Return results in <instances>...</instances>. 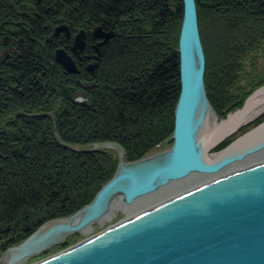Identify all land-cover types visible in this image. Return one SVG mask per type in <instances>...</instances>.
Listing matches in <instances>:
<instances>
[{
    "label": "trees",
    "instance_id": "obj_1",
    "mask_svg": "<svg viewBox=\"0 0 264 264\" xmlns=\"http://www.w3.org/2000/svg\"><path fill=\"white\" fill-rule=\"evenodd\" d=\"M100 1L108 17L122 7L124 18L123 30L111 35L98 52L84 50V57L96 54L94 73L85 70L82 60H76L77 73H67L54 60V48L45 47L42 60L40 48L32 43L21 46L16 61L2 69L10 76L0 78V119L18 108L21 112L9 122L10 142L0 144V252L43 221L69 215L90 202L113 175L118 161L110 151L82 152L64 144L115 141L126 159H136L173 133L182 2H174L169 11L166 0H156L157 19L140 24L131 15L146 0ZM195 1L199 31L208 32H200L202 44L211 43L219 63L209 81L205 72L212 101L209 92L214 74L223 73L221 63L237 76L252 52L264 48V0ZM166 24L171 30H150ZM161 33L168 49L154 45ZM85 78L90 85L84 90ZM227 79L224 86L236 84ZM250 90L235 98L234 105ZM80 91L85 99L76 101ZM7 106L18 108L4 111Z\"/></svg>",
    "mask_w": 264,
    "mask_h": 264
},
{
    "label": "water",
    "instance_id": "obj_2",
    "mask_svg": "<svg viewBox=\"0 0 264 264\" xmlns=\"http://www.w3.org/2000/svg\"><path fill=\"white\" fill-rule=\"evenodd\" d=\"M83 37V33L75 37L72 50L76 55L84 47ZM178 55L180 90L170 149L125 162L124 150L116 142L83 148H117L120 160L114 175L90 203L43 222L23 241L6 248L0 253V264H14L39 253L97 221L114 206L131 204L173 180L216 173L264 150L263 121L212 151L264 111V84L248 93L240 111L230 108L221 118L204 122L210 103L195 0H182ZM70 57L64 49L55 52L63 69L75 73L77 65ZM96 65L86 68L94 71ZM33 264H264V155Z\"/></svg>",
    "mask_w": 264,
    "mask_h": 264
},
{
    "label": "rangeland",
    "instance_id": "obj_3",
    "mask_svg": "<svg viewBox=\"0 0 264 264\" xmlns=\"http://www.w3.org/2000/svg\"><path fill=\"white\" fill-rule=\"evenodd\" d=\"M157 1L156 0H146L145 3H143V6L140 5V4L137 5L136 6L137 9L133 10V13H132L131 17H135L136 19H139L138 22H140V24L142 22L144 23L145 21H147V19H157V14L160 11V7H158ZM166 2L168 4V10L171 11V10H173L174 2H175L176 5H178L179 4L178 2H182V0H180V1L179 0L178 1L177 0H166ZM195 3H196V1H195ZM147 6H148V8H145ZM150 9H152V11ZM147 10L149 12H146ZM142 12L143 13L146 12V13L143 14ZM197 17H198V14H197ZM140 19L143 20V21H140ZM146 24L148 25V28H150L149 24L153 26L152 22H149V24L148 23H146ZM168 24H169V22H168ZM168 24H166L165 26H163L161 28L156 27V28L153 29L151 27L150 30L151 31L158 30L160 32L161 31L162 32H166L167 30H171V29H169V25ZM145 28H147V27H145ZM200 32H202L203 34L204 33H208L207 31H204V29H202V31L200 30L199 33ZM151 34H153V33H151ZM154 34H156V33H154ZM167 34H168V32H167ZM164 35H165V33L159 34V37L155 35L156 38H154V39H156V40L154 41V45H156L158 43H162L163 47H166L168 49V46H167L168 43H165V42L161 41V40H163ZM93 36H97V33L93 34ZM101 36L104 37V39L107 38L105 40V42H104V40L102 41V43L104 42L102 45H104L106 43V41L111 37L109 35L106 36V37L104 35H101ZM168 36H170V35H168ZM45 37H47V35L44 36V39L42 38L40 40V42L44 43ZM173 37H172V40L174 42V38ZM178 38H179V36H178ZM178 38H177V40H178ZM200 38H201V36H200ZM202 38H204V37H202ZM203 40H205V38ZM201 42H202V40H201ZM85 45L86 44H84V46ZM177 45H178V43H177ZM45 47H46V45L42 46L39 49V53L41 55L42 60H44V54H43L44 52L43 51H44ZM202 47H203V50L205 49V52H206V53L204 52V55H205V72H206V76H207L206 79H207V81H209L211 79V76L213 75L214 70H215V64L218 65L219 63H217V61H216L217 60L216 59L217 58V54L214 53L213 50L211 51V48H212L211 47V43L209 45V43H207V41H205L204 44H202ZM71 49H72V47H71ZM85 49H86V47H83V49H82L83 51L81 50V55L83 57H84V52H85L84 50ZM177 50H178V48H177ZM263 50H264V48H259V49L257 48L256 51H253L252 52V58H249V60L245 61V64L243 65L241 70H239L237 72V76L231 74L228 69H227L228 71L225 70L223 62L221 63L222 67H223V71H222L223 73L221 75V72L217 71L214 74V78L215 79H214V82H212L213 87H212L211 91L209 89V91H210L209 94L211 95L212 101H211L210 98H208L209 103H210V109H212L214 111V113L217 116V118H221L222 116H224L229 111L230 108L237 109L238 107H241V105L244 103V100L247 98L248 93H250L251 91H253L257 87H259L260 84L264 83V51ZM55 52H56V50L55 51L53 50L54 57H55ZM11 53H12V55L9 57V58H11L10 59L11 62L12 61H16L17 58L13 59V57H15V53H17V54L19 53L18 50L14 51V52H11ZM177 54H178V51H177ZM206 57H207V60H206ZM73 58H74V60H80L81 56L80 55H74ZM8 60L9 59H7L6 62H8ZM54 60H55V58H54ZM48 62H50V60H48ZM83 62H85V68H86L87 65L95 63V62L98 64V61L95 60V59H93L92 61L91 60H88V61L86 60V61H83ZM178 63H179V55H178ZM5 64H7V63H0V78H2V79H6V76L7 77L10 76L8 74L2 73V71H1V68H2L1 66L4 67ZM206 66H207V69H206ZM95 68H94V71H95ZM178 68H179V66H178ZM85 70L87 72H89V73H94V71H90L87 68ZM251 71L253 72L252 74L250 73ZM205 72H204V84H205V90H206V95H207L208 89H206ZM69 73H73V72H69ZM178 74H179V69H178ZM227 77H228V79L230 77L229 81H233L232 83H236V84L234 86L233 85L224 86L223 83L225 82ZM178 79H179L178 83L180 85V78H178ZM84 80H85L86 83H88V81H87L88 79L87 78H85ZM257 82L258 83L261 82V83L259 85H257ZM88 86H85L82 83V87H83L84 90L87 89ZM251 88H253V89H251ZM247 90H250V91H248V93L243 97L242 102L240 104H238V106L234 105L235 102H232V101L235 98L236 99L240 98V97L242 98V96L244 95V92L247 91ZM80 93L81 94L78 95V98H81V100H82L84 98V96H81V95H84V94H83L82 91H80ZM178 95H179V93H178ZM207 97H208V95H207ZM177 99H178V97H177ZM175 106H176V104H175ZM7 107H4L5 110L4 109L3 110L4 111H9L10 109L16 110L15 108H18L16 106L11 107V108L10 107L7 108ZM174 110H175V107H174ZM20 112H21V109L18 108V110H16L14 112V114L9 115V116H4V119L3 118L0 119V144L6 143L8 141L10 142V137H9L8 134H9L11 128H10L9 122L12 121V117H15L16 115H19ZM261 121H264V111L261 112L260 114H258L255 118H253L248 123L244 124L241 128H239L236 132H234L229 137L224 139L222 142L217 144L212 150L213 151H218V150L224 148L231 141H233L238 135H241L244 131H246L247 129L251 128L252 126H255L256 124L260 123ZM55 128H56V123H55ZM4 134L7 135L6 138H5ZM56 136L58 137V133L57 132H56ZM171 137H172V134L167 139H164L163 141H160V142L156 143L154 146L151 147V149L145 155L140 156L138 158L146 157V156H149L151 154L158 153V152L170 149V147L172 145V138ZM104 142H106V141H104ZM112 142H115V141H112ZM97 143H100V142H96V143H94L92 145H88V146H79V145H77V146L76 145H72L71 146V145H68V144H64V146L67 147V148H70L72 150L73 149L77 150L76 148H79V147L80 148L93 147ZM116 143H118V142H116ZM96 150H93V151H96ZM99 150L110 151L114 155V157L117 158V161H118L117 165L119 164L120 158L118 156V149L117 148H115V147H104V148H100ZM123 150H124V148H123ZM82 152H87V151H82ZM0 156H1V154H0ZM259 156H261V155H259ZM138 158H136V159H138ZM133 160H135V159H126V158H124L125 162L133 161ZM116 169H117V167H116ZM116 169H115L114 173L116 172ZM114 173H113V175H114ZM202 177L203 176H198V175H195V174L190 175V176H188V179L183 180L182 183H180V184H173L172 183V184L167 185L166 187H163V188L159 189L158 191H156V192H154L152 194L150 199L146 198L145 200H140V201L136 202L131 207L125 206V207H128V208H125L124 206L123 207L122 206H116V207L114 206L112 208V212L109 213L108 217H106V218H104V219H102V220H100L98 222L97 221L93 222L92 225L88 229H86V230H84L82 232H78V231L77 232H72L69 235H67L63 239V241H60L59 243H56V244H51L47 249H45V250H43V251H41L39 253L32 254V255L26 257L24 260L20 261L17 264H30L31 262L39 261V260L43 259L44 257H47L49 255L58 253L61 250L67 249L68 247H71V246L77 244L79 241L84 240L87 236L93 235L94 233L99 232L100 230L104 229L108 224L116 223L117 221H120L121 219H124L126 217L127 213L132 212V211H134L136 209H139V208H141L143 206H147V204L156 202L157 200H160L161 198H163V197H165V196H167V195H169L171 193H174L175 191L179 190L180 188L186 187L188 184L191 185V184L201 180ZM110 179H108V180H110ZM96 193H95V195H96ZM95 195H94V197H95ZM90 202H88V203H90ZM43 222H45V221H43ZM40 225H38L34 229V231ZM26 237H24L23 240ZM23 240H21V241H23ZM0 253H2V252H0ZM2 264H7V262L6 261L5 262L2 261Z\"/></svg>",
    "mask_w": 264,
    "mask_h": 264
},
{
    "label": "flooded vegetation",
    "instance_id": "obj_4",
    "mask_svg": "<svg viewBox=\"0 0 264 264\" xmlns=\"http://www.w3.org/2000/svg\"><path fill=\"white\" fill-rule=\"evenodd\" d=\"M103 8L100 0H0V63H7L4 67L13 64L11 52L29 43L36 48L46 45L72 50L77 33L86 35L85 50L96 53L107 39L101 35L123 30V8L109 17ZM95 33L101 35L93 36ZM46 35L44 43L40 42ZM95 53L80 55V60L95 59ZM17 56L15 53L13 59Z\"/></svg>",
    "mask_w": 264,
    "mask_h": 264
},
{
    "label": "bare ground",
    "instance_id": "obj_5",
    "mask_svg": "<svg viewBox=\"0 0 264 264\" xmlns=\"http://www.w3.org/2000/svg\"><path fill=\"white\" fill-rule=\"evenodd\" d=\"M181 27V26H180ZM179 33H180V30H179ZM77 34H79V33H77ZM85 36L86 35H84V41H85ZM74 43V42H73ZM177 48H178V45H177ZM59 49H64L65 51H66V53H67V55H69V56H71L70 58L76 63V65H77V61L76 60H74V55H76V52H73V50H68V49H66L65 47H60ZM72 51V52H71ZM83 51V50H82ZM178 51V50H177ZM80 55H81V51H80V53H79ZM55 58V57H54ZM55 61L57 62V63H59L60 65H61V67H62V64L60 63V62H58L56 59H55ZM63 68V67H62ZM64 70V69H63ZM77 70H78V65H77ZM64 71H66V70H64ZM66 72H68V71H66ZM78 72V71H77ZM77 72H75V73H77ZM69 73V72H68ZM264 83H262V84H260L259 86H261V85H263ZM78 98V97H77ZM76 98V99H77ZM77 101V100H76ZM245 101V100H244ZM243 105V104H242ZM241 105V106H242ZM235 110H237V111H240L241 110V107H238L237 109H235ZM263 112V111H262ZM256 117V116H255ZM255 117H253V118H255ZM252 118V119H253ZM213 119H217V116L215 115V113H214V111L212 110V109H209L208 111H207V113H206V116H205V119H204V122L205 121H209V120H213ZM252 119H250L249 121H251ZM249 121H247L246 123H248ZM263 121H261L260 123H262ZM245 123V124H246ZM260 123H258V124H260ZM258 124H256V125H258ZM244 125V124H243ZM255 125V126H256ZM255 126H252L251 128H249V129H247L246 131H244V132H247L248 130H250V129H253ZM174 128V127H173ZM241 128V127H240ZM243 132V133H244ZM238 136H240V135H238ZM237 136V137H238ZM106 142H111V141H106ZM222 142V141H221ZM219 144V143H218ZM104 148V147H103ZM97 150H99V149H97ZM77 151H85V150H83V148H78L77 149ZM213 151V150H212ZM155 154V153H154ZM152 155V154H151ZM259 155H261V156H263L264 155V150H262V151H260V152H258V153H256V154H254V156H251V157H248V158H245V160H243V161H240V162H236V163H232V164H230V165H228L226 168H224V169H222L221 171H219V172H216V173H209V174H203L204 176L202 177V179L201 180H199V181H197V182H195V183H193V184H191V185H187L186 187H182V188H180L179 190H177V191H175L174 193H171V194H169V195H167V196H165V197H163V198H161L160 200H157L156 202H153V203H150V204H147V206H143V207H141V208H139V209H136V210H134V211H132V212H129V213H127L126 214V217L124 218V219H121L120 221H117L116 223H111V224H108L104 229H102V230H100L99 232H96V233H94L93 235H90V236H87L84 240H87V239H89L90 237H92V236H94V235H97V234H99V233H101V232H103V231H105L106 229H108V228H111V227H114V226H116L117 224H120V223H122V222H124L125 220H129V219H131V218H133L134 216H137L138 214H140V213H142L144 210H147V209H149V208H151V207H153L154 205H158V204H160V203H162V202H164V201H166V200H168V199H170V198H172V197H174V196H176V195H179V194H181L182 192H184V191H186L187 189H189V188H191L192 186H194V185H196V184H198V183H200V182H202V181H204L205 179H207V178H210V177H212V176H214V175H217V174H219V173H221V172H224V171H226V170H229V169H231V168H233V167H235V166H237V165H239V164H242V163H245V162H247V161H250V160H252V159H255V158H257V157H260ZM123 158H125V151H124V154H123ZM141 158H143V157H141ZM138 159H140V158H138ZM135 160H137V159H135ZM117 167H118V165H117ZM185 179H188V177H184V178H181V179H176V180H173V181H171L169 184H180V183H182V181L183 180H185ZM168 184V185H169ZM167 185H163V186H160L159 187V189H161V188H163V187H166ZM158 189V190H159ZM157 190V191H158ZM152 194L153 193H148L147 195H144V196H142V197H140V199H137V200H135L133 203H131V204H125L124 202L121 204V206L123 207H125V206H128V207H131V206H133L136 202H138V201H140V200H145L146 198L148 199H150L151 198V196H152ZM85 206V205H84ZM116 206H119V205H116ZM115 206V207H116ZM83 207V206H82ZM81 207V208H82ZM128 207H125V208H128ZM80 209V208H79ZM78 210V209H77ZM76 210V211H77ZM110 212H112V209L110 210V211H107V212H105L104 213V215L101 217V218H99L98 220H97V222L98 221H100V220H102V219H104V218H106V217H108L109 216V213ZM49 220V219H48ZM47 221V220H46ZM93 222H95V221H92V222H90L89 224H87L83 229H81L80 231H78V232H82V231H84V230H86V229H88L91 225H92V223ZM34 232V230L31 232V233H33ZM77 232V231H76ZM72 233V232H71ZM70 234V233H69ZM68 234V235H69ZM29 236V235H28ZM27 236V237H28ZM84 240H82V241H84ZM81 241H79L78 243H80ZM15 245V244H14ZM13 246V245H12ZM61 251H63V250H61ZM3 252V251H2ZM59 253V252H58ZM55 254H57V253H55ZM55 254H52V255H49V256H47V257H44L43 259H45V258H49V257H52V256H54ZM25 258H22V259H20L19 261H17L16 263H14V264H17V263H19L20 261H22V260H24ZM5 262V261H4ZM34 262H31L30 264H33Z\"/></svg>",
    "mask_w": 264,
    "mask_h": 264
}]
</instances>
